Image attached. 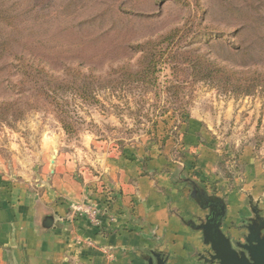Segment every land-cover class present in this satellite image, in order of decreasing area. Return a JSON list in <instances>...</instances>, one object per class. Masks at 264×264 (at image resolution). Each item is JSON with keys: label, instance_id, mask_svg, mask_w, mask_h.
Masks as SVG:
<instances>
[{"label": "rangeland", "instance_id": "1", "mask_svg": "<svg viewBox=\"0 0 264 264\" xmlns=\"http://www.w3.org/2000/svg\"><path fill=\"white\" fill-rule=\"evenodd\" d=\"M33 62L56 82L25 80L22 65ZM90 75L96 100L70 92L44 99L35 86L88 83ZM3 101L16 106L0 110V160L28 161L34 173L42 140L59 135L72 150L87 137L116 149L163 150L174 140L179 157L180 132L196 118L222 144L258 142L264 0H0ZM230 149L222 148L227 174L237 170Z\"/></svg>", "mask_w": 264, "mask_h": 264}, {"label": "crops", "instance_id": "2", "mask_svg": "<svg viewBox=\"0 0 264 264\" xmlns=\"http://www.w3.org/2000/svg\"><path fill=\"white\" fill-rule=\"evenodd\" d=\"M61 141L42 140L35 173L28 161L0 160V264H156V255L210 264L198 229L208 206L225 207L221 229L234 242H244L254 205L264 221V138L222 144L193 118L179 157L174 140L163 150L89 137L72 150ZM230 147L237 170L227 174L222 148ZM78 207L98 211L97 223Z\"/></svg>", "mask_w": 264, "mask_h": 264}, {"label": "water", "instance_id": "3", "mask_svg": "<svg viewBox=\"0 0 264 264\" xmlns=\"http://www.w3.org/2000/svg\"><path fill=\"white\" fill-rule=\"evenodd\" d=\"M254 206L244 242H234L223 233L221 226L226 215L225 207L216 204L208 206L210 212L198 227L205 245L210 248L208 255L203 257L206 263L264 264V221L257 206ZM155 257L156 264H166L160 256ZM148 264L155 263L150 259Z\"/></svg>", "mask_w": 264, "mask_h": 264}, {"label": "trees", "instance_id": "4", "mask_svg": "<svg viewBox=\"0 0 264 264\" xmlns=\"http://www.w3.org/2000/svg\"><path fill=\"white\" fill-rule=\"evenodd\" d=\"M19 59V61L21 62L22 60H25L26 57L24 55H16ZM22 75L24 77L25 80H34L36 77L39 78H45L48 77L49 79H52L54 82H56L55 79H53V75H48V73L46 72V68L41 65L38 64V62H33V63H25L22 65ZM78 74H81L80 71H78ZM80 76V75H79ZM86 79L90 80L88 83H86V81L83 83H72V84H67V85H57L54 87V85L51 84H47L45 83V88H41L38 84L35 86L37 87V90L39 91V93L43 96L44 99H52L53 97H59L61 96H65L67 94V92L72 93L73 95L80 97L82 99H90V100H96L97 97L94 89V85L91 84L92 81V76H88L86 77ZM41 80V79H39ZM34 83V82H31ZM37 83V82H35ZM61 90V92H59ZM16 106V102H11V101H3V103L0 105V110L1 111H8L11 108ZM65 130L68 131V128L66 127V125H64Z\"/></svg>", "mask_w": 264, "mask_h": 264}, {"label": "built area", "instance_id": "5", "mask_svg": "<svg viewBox=\"0 0 264 264\" xmlns=\"http://www.w3.org/2000/svg\"><path fill=\"white\" fill-rule=\"evenodd\" d=\"M76 210H77V212H81V213L85 214L92 223H97L98 211H96V210H85V209L79 208V207Z\"/></svg>", "mask_w": 264, "mask_h": 264}, {"label": "flooded vegetation", "instance_id": "6", "mask_svg": "<svg viewBox=\"0 0 264 264\" xmlns=\"http://www.w3.org/2000/svg\"><path fill=\"white\" fill-rule=\"evenodd\" d=\"M208 204H210V202L209 203L205 202V205H208Z\"/></svg>", "mask_w": 264, "mask_h": 264}]
</instances>
